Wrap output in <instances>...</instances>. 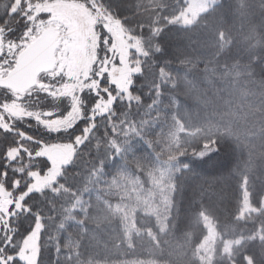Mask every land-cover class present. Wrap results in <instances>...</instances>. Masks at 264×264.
<instances>
[{
	"label": "snow or ice",
	"instance_id": "6c2138e0",
	"mask_svg": "<svg viewBox=\"0 0 264 264\" xmlns=\"http://www.w3.org/2000/svg\"><path fill=\"white\" fill-rule=\"evenodd\" d=\"M0 264H264V0H0Z\"/></svg>",
	"mask_w": 264,
	"mask_h": 264
},
{
	"label": "trees",
	"instance_id": "16d2710c",
	"mask_svg": "<svg viewBox=\"0 0 264 264\" xmlns=\"http://www.w3.org/2000/svg\"><path fill=\"white\" fill-rule=\"evenodd\" d=\"M229 25L233 28L235 33L240 29L241 21L238 17H234L232 20H230ZM200 67L202 68L203 65H200ZM198 171L200 172V176L187 178L184 182L183 189L176 194L177 206L181 209L182 212L188 209L189 203L192 199L193 191L198 188V185L201 184L204 179H211L217 174V170L211 168L208 165L201 166ZM221 213L222 219L227 216V206L221 208ZM107 239V234H104L101 238V248L97 250L100 256H105L109 254L103 249V244L107 242ZM109 249H111V244H109ZM112 255L113 258H115V250H112Z\"/></svg>",
	"mask_w": 264,
	"mask_h": 264
}]
</instances>
